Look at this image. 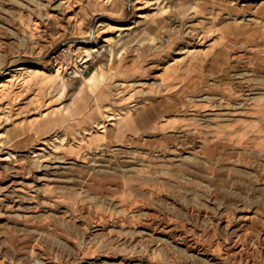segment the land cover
<instances>
[{
    "label": "rangeland",
    "instance_id": "rangeland-1",
    "mask_svg": "<svg viewBox=\"0 0 264 264\" xmlns=\"http://www.w3.org/2000/svg\"><path fill=\"white\" fill-rule=\"evenodd\" d=\"M0 264H264V0H0Z\"/></svg>",
    "mask_w": 264,
    "mask_h": 264
},
{
    "label": "bare ground",
    "instance_id": "bare-ground-1",
    "mask_svg": "<svg viewBox=\"0 0 264 264\" xmlns=\"http://www.w3.org/2000/svg\"><path fill=\"white\" fill-rule=\"evenodd\" d=\"M123 29V28H122ZM123 31V30H122ZM129 31V30H128ZM96 37H97V34H96V32H94V35H92V41H94L95 39H96ZM84 41H86V40H84ZM89 43V42H88ZM94 43V42H93ZM90 51V53H88V55L90 56V55H92V53H98L99 52V50L97 49V48H91V49H89ZM86 51V50H85ZM100 53V52H99ZM86 62V61H85ZM94 73H92L91 75H93ZM174 85V84H173ZM124 111V110H123ZM116 113V112H115ZM126 113V112H125ZM119 115V114H118ZM128 115V114H127ZM126 115V116H127ZM122 120H123V117H122ZM132 122V121H131ZM118 123V122H117ZM104 124V123H103ZM105 126V125H104ZM117 127V126H116ZM100 128V127H99ZM103 132H106V129L103 131ZM138 134V133H137ZM105 136V135H104ZM137 137V136H136ZM115 139V138H114ZM105 143V142H104ZM111 143H112V141H111ZM86 144V143H85ZM88 145V144H87ZM116 145V144H115ZM76 148V147H75ZM98 148V147H97ZM100 149V148H99ZM99 163V162H98ZM99 172V171H98Z\"/></svg>",
    "mask_w": 264,
    "mask_h": 264
}]
</instances>
